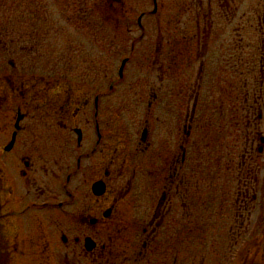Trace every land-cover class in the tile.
Masks as SVG:
<instances>
[{"label":"flooded vegetation","instance_id":"1","mask_svg":"<svg viewBox=\"0 0 264 264\" xmlns=\"http://www.w3.org/2000/svg\"><path fill=\"white\" fill-rule=\"evenodd\" d=\"M171 15L168 54L162 40L154 48L152 114L139 118L132 150L124 104L112 100L126 70L104 86L63 87V96L35 105L39 115L30 112L32 87L4 88L0 106L15 100V118L0 126V264H149L169 222L172 264L179 250L186 258L194 247L192 137L208 101L233 137L223 168L237 173L232 246L243 255L256 247L264 232V0H171ZM226 49L233 85L225 93L220 82L213 104L208 75L221 68L208 61H223ZM132 189L141 202L121 237L125 218L114 212Z\"/></svg>","mask_w":264,"mask_h":264},{"label":"rangeland","instance_id":"2","mask_svg":"<svg viewBox=\"0 0 264 264\" xmlns=\"http://www.w3.org/2000/svg\"><path fill=\"white\" fill-rule=\"evenodd\" d=\"M152 8V0H0V97L6 96L5 87H32L30 112L39 115L35 105L43 103L45 97L63 96V87L104 86L106 76L114 80L121 59L128 57L124 68L128 75L112 100L124 104L120 118L128 130L132 150L139 118L152 114L147 109V101L154 85V48L158 40H162V53L169 52L171 0H156L154 13ZM141 13L142 28H139L137 17ZM215 32L209 38L217 37ZM16 38L18 42L13 41ZM138 39L141 41L131 48L129 41ZM223 39L226 44L229 37ZM29 40L32 44H25ZM224 52L223 61L212 63V57L208 61L209 67L219 64L221 68L213 77L208 75L209 100L213 104L220 99L216 94L217 88H221L220 82L225 93L233 85V62L227 56V49ZM213 83L215 86L211 87ZM70 96L77 97V94ZM14 103L15 100L9 99L1 101L0 126L3 128L15 118V112H9ZM220 113L208 101L206 115L201 117L199 110L196 120L192 137L193 185L189 192L192 213L188 212L193 223L194 247L186 252L184 259L181 253L184 257L185 250H179L176 264H233L235 258L240 264H264V232L259 233L256 247L244 251V255L235 251V244L232 246L233 189L237 173L223 171L234 149L232 134L225 129L227 121L222 122ZM140 199L137 189H132L117 203L114 213L125 218L117 230L123 232L121 237L127 236L128 216L137 213ZM201 221L206 222L207 232L202 233ZM171 226L169 222L164 228L157 253L153 255L155 251L151 250L149 264H172L169 236L174 232Z\"/></svg>","mask_w":264,"mask_h":264},{"label":"water","instance_id":"3","mask_svg":"<svg viewBox=\"0 0 264 264\" xmlns=\"http://www.w3.org/2000/svg\"><path fill=\"white\" fill-rule=\"evenodd\" d=\"M156 0H154V2H155ZM153 11H155V6H154V8H153ZM124 62H125V60H123L122 61V64H121V67H120V73H121V71H122V67H123V64H124ZM19 116L17 117V120H19Z\"/></svg>","mask_w":264,"mask_h":264}]
</instances>
